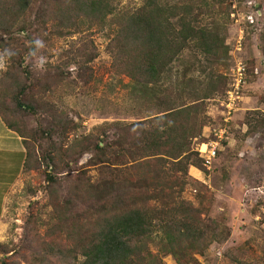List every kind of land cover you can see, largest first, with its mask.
<instances>
[{
    "label": "trees",
    "instance_id": "16d2710c",
    "mask_svg": "<svg viewBox=\"0 0 264 264\" xmlns=\"http://www.w3.org/2000/svg\"><path fill=\"white\" fill-rule=\"evenodd\" d=\"M117 3L0 0V51L7 61L0 70V118L21 138L23 171L45 163L43 181L52 219L41 233L31 225L33 239L24 264H165L166 255L178 264H199L197 256L214 238L213 227L202 217L206 186L190 178L188 169L202 168L192 140L214 123L206 100L222 98L226 90V78L205 74L206 69L229 57L219 21L203 24L200 19L205 14L224 16L230 1L140 0L122 7ZM84 24L87 29L108 27L105 49L113 73L127 77L128 86L139 97L154 101L156 110L134 121L101 124L62 148L77 126L63 113L51 112L50 102L40 104L32 88L46 91L58 86L70 79L69 65L82 71L97 51L90 39L88 48L67 52L65 59L49 64L42 82L27 59L40 47V38L69 36ZM261 24L249 29L256 31L264 52V27L257 30ZM188 49L202 54L203 63L195 60L196 55L185 61L182 54ZM246 62L247 74L253 73L255 58ZM195 69L205 76H192ZM39 107L49 116L47 125L28 127L24 117L37 115ZM251 113L257 118L253 123L248 119L247 134L264 127V114ZM231 128L232 124L230 135ZM62 153L78 158L88 153L87 164L97 166L96 175L81 169L61 180L58 174L69 170H64L68 162L61 166ZM188 184L196 191L197 205L181 197ZM13 249L0 244L3 254ZM236 262L260 264L244 258ZM0 264L19 263L0 258Z\"/></svg>",
    "mask_w": 264,
    "mask_h": 264
},
{
    "label": "rangeland",
    "instance_id": "374dc122",
    "mask_svg": "<svg viewBox=\"0 0 264 264\" xmlns=\"http://www.w3.org/2000/svg\"><path fill=\"white\" fill-rule=\"evenodd\" d=\"M169 1L184 3L189 0ZM117 2L118 6L122 7L127 4L138 5L140 0H117ZM228 11L229 7L227 14ZM227 14L224 16L205 14L200 20L203 24L219 21L220 27L223 28L220 29L221 35L224 36L225 44L230 50L240 32L239 28L230 22ZM86 26L84 24L80 31L69 36L40 38L38 40L41 42L40 47L32 58L27 59L28 65H31L34 74L39 76L42 82L44 76L41 75L49 64L51 66L59 63L66 58L67 52L75 54L88 48L90 39L97 51V57L89 62L84 70L79 71L75 64L69 65L66 71L69 72L70 79L58 86L46 91L42 88L38 91V86L32 88L35 98L40 97V104L43 101L50 102L51 112L63 113L65 118L77 126L75 130L69 132L67 141L65 144L62 143V148L66 147L75 136L94 132L101 124L111 121H134L156 110L153 106L154 101L139 97V94L128 86L127 77L113 73L110 57L105 49L110 32L108 27L93 26L87 29ZM260 28L262 29L261 26ZM255 32L249 28L243 31L245 48L242 49L243 53L240 56L248 60L255 58V65L260 73L253 71L247 74L244 100H241L240 109L233 116L230 140L220 151L209 181L204 183L198 180L196 170L199 169L198 167L190 166L188 169L190 178L206 186L207 193L202 199L204 212L202 217L207 219L215 231L214 238L204 254L197 256L199 264H237L236 259L243 258L264 264V127L246 133L248 119L253 123L257 118L251 112H258L259 116L264 114V67H262L264 52ZM194 55L197 57L195 60L203 63L204 56L192 49L185 50L182 58L191 62L194 60ZM6 62V57L0 51V63L4 65L0 70L5 68ZM231 62L232 56L223 57L221 61L214 62L206 69L205 74L208 72L222 74L226 78L227 89ZM205 74L199 69L191 72L192 76H200V78ZM174 75L173 73L172 80H175ZM85 79L87 82L84 81ZM220 97L214 95L206 100L207 113L214 123L221 119L217 102ZM40 110L41 107L37 115L28 114L24 117L28 127L47 125L49 116H45ZM61 150H57L58 153ZM20 152L23 156V151ZM73 156L62 153L61 166L64 162H68V166L64 165V170H69L60 172L58 178L63 180L64 177H70L81 169L92 177L96 175L97 166L87 164L90 156L88 153L79 158ZM8 157L10 160V155ZM9 160H4L3 164L0 160V244L1 247L14 249L8 254L0 252V258L24 264L33 239L30 238L33 233L31 225L41 233L52 223L44 188L46 183L43 181L46 165L41 162L37 169L31 168L20 175V169L16 170L19 162ZM66 173L67 175H64ZM195 194L192 185L188 184L182 191L181 197L197 205ZM31 219L35 222L29 223ZM162 260L165 264H178L171 255L164 256Z\"/></svg>",
    "mask_w": 264,
    "mask_h": 264
},
{
    "label": "built area",
    "instance_id": "2783aa9c",
    "mask_svg": "<svg viewBox=\"0 0 264 264\" xmlns=\"http://www.w3.org/2000/svg\"><path fill=\"white\" fill-rule=\"evenodd\" d=\"M228 16L230 22L239 28L240 34L228 51L232 56L228 87L224 96L217 101L221 119L219 122L205 126L202 133L193 138L191 146L192 151L196 152L201 160L202 168L197 169L201 176L198 180L204 183L210 180L214 160L231 137L229 129L234 120L233 116L240 109L239 103L247 86V58L240 56L243 53L242 49L245 48L242 33L259 21L263 24L258 25L257 30H261L260 26L264 27V0H244L241 4L238 0H230ZM262 64L264 67V62ZM254 72L260 73L257 67Z\"/></svg>",
    "mask_w": 264,
    "mask_h": 264
},
{
    "label": "crops",
    "instance_id": "0c3cea01",
    "mask_svg": "<svg viewBox=\"0 0 264 264\" xmlns=\"http://www.w3.org/2000/svg\"><path fill=\"white\" fill-rule=\"evenodd\" d=\"M20 151H23V153L25 152L21 138L15 132L9 130L4 125V123L0 118V160H2L1 163L3 164L4 160L8 161L9 160L8 156L10 155V160H9L10 162L12 161L19 162L18 164L19 167H16V170L17 168H19L20 169L19 174L21 175L23 172L24 154L23 156H21ZM200 177L201 176L198 171L197 178L200 179ZM0 222H1V218H0Z\"/></svg>",
    "mask_w": 264,
    "mask_h": 264
},
{
    "label": "clouds",
    "instance_id": "9594fccd",
    "mask_svg": "<svg viewBox=\"0 0 264 264\" xmlns=\"http://www.w3.org/2000/svg\"><path fill=\"white\" fill-rule=\"evenodd\" d=\"M37 43H41L40 41H37ZM4 65L2 63H0V68H3Z\"/></svg>",
    "mask_w": 264,
    "mask_h": 264
}]
</instances>
